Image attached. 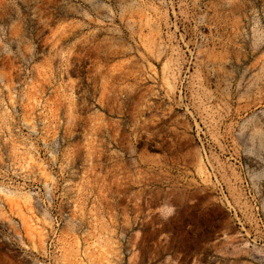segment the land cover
Masks as SVG:
<instances>
[{
    "label": "rangeland",
    "instance_id": "rangeland-1",
    "mask_svg": "<svg viewBox=\"0 0 264 264\" xmlns=\"http://www.w3.org/2000/svg\"><path fill=\"white\" fill-rule=\"evenodd\" d=\"M0 264H264V0H0Z\"/></svg>",
    "mask_w": 264,
    "mask_h": 264
}]
</instances>
